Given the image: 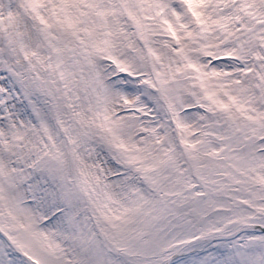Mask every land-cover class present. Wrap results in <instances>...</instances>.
Returning a JSON list of instances; mask_svg holds the SVG:
<instances>
[{
	"label": "snow or ice",
	"instance_id": "6c2138e0",
	"mask_svg": "<svg viewBox=\"0 0 264 264\" xmlns=\"http://www.w3.org/2000/svg\"><path fill=\"white\" fill-rule=\"evenodd\" d=\"M0 264H264V0H0Z\"/></svg>",
	"mask_w": 264,
	"mask_h": 264
}]
</instances>
